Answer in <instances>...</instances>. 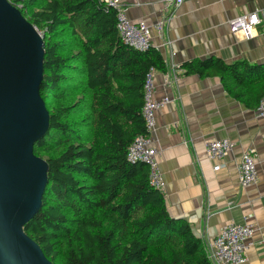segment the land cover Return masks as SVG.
I'll use <instances>...</instances> for the list:
<instances>
[{
    "label": "trees",
    "instance_id": "trees-1",
    "mask_svg": "<svg viewBox=\"0 0 264 264\" xmlns=\"http://www.w3.org/2000/svg\"><path fill=\"white\" fill-rule=\"evenodd\" d=\"M9 1L44 39L49 129L34 152L48 162V184L26 233L55 264H213L190 224L168 214L148 166L127 159L145 133L146 73L165 68L159 50L125 44L99 0ZM190 66L216 69L229 90L260 69L214 57Z\"/></svg>",
    "mask_w": 264,
    "mask_h": 264
},
{
    "label": "crops",
    "instance_id": "crops-1",
    "mask_svg": "<svg viewBox=\"0 0 264 264\" xmlns=\"http://www.w3.org/2000/svg\"><path fill=\"white\" fill-rule=\"evenodd\" d=\"M122 3L132 21L150 26L152 45L159 47L165 66L154 67L153 97L167 95L170 101L155 112L153 143L160 150L168 214L187 221L206 251L224 224H253L256 229L242 264H264V119L257 113L264 91V16L248 39L233 34L228 23L236 15L263 8L264 0H184L175 8L162 0ZM158 20L163 21L162 34L153 27ZM211 57L226 63L245 61L260 69L253 68L247 84L229 90L216 69L190 66ZM173 64L181 70L166 84L165 72ZM207 138L235 142L226 165L218 170L213 168L218 160L205 154ZM249 147L256 150L258 181L243 188L238 164Z\"/></svg>",
    "mask_w": 264,
    "mask_h": 264
},
{
    "label": "water",
    "instance_id": "water-1",
    "mask_svg": "<svg viewBox=\"0 0 264 264\" xmlns=\"http://www.w3.org/2000/svg\"><path fill=\"white\" fill-rule=\"evenodd\" d=\"M43 74L42 34L0 0V264H55L24 229L48 184V162L34 152L49 129Z\"/></svg>",
    "mask_w": 264,
    "mask_h": 264
},
{
    "label": "built area",
    "instance_id": "built-area-1",
    "mask_svg": "<svg viewBox=\"0 0 264 264\" xmlns=\"http://www.w3.org/2000/svg\"><path fill=\"white\" fill-rule=\"evenodd\" d=\"M112 7L116 13L117 29L122 41L139 50H147L149 47L158 49L152 45L151 28L144 20L132 21L127 16V10L122 0H99ZM166 7H177L184 0H162ZM261 14L264 16V7L253 11L244 12L232 17L228 23L233 34H241L248 39L252 36L253 29L260 23ZM163 21L158 20L153 27L162 34ZM181 70L179 65L173 64L172 70L165 72L166 84L171 83L172 78H177V72ZM155 68L150 67L144 81V105L142 114L145 121V133L137 135L127 148V159L130 162H143L148 166V179L151 186L165 192V181L158 163L160 150L154 145L153 132L155 129V112L163 104L170 101L165 95L161 99L153 97ZM257 113L264 119V95L259 100ZM235 142L229 138H207L205 140V154L210 160H218L213 168L218 170L226 164L224 159L233 150ZM255 148L245 149L238 164L239 184L246 188L258 181V166ZM255 226L249 222L224 224L208 246V256L213 264H242L246 261V253L249 246L248 240L254 235Z\"/></svg>",
    "mask_w": 264,
    "mask_h": 264
},
{
    "label": "rangeland",
    "instance_id": "rangeland-1",
    "mask_svg": "<svg viewBox=\"0 0 264 264\" xmlns=\"http://www.w3.org/2000/svg\"><path fill=\"white\" fill-rule=\"evenodd\" d=\"M41 34H42V32L41 31H39Z\"/></svg>",
    "mask_w": 264,
    "mask_h": 264
}]
</instances>
